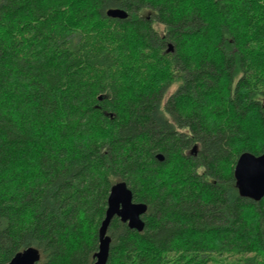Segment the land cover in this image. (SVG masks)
I'll return each mask as SVG.
<instances>
[{
  "label": "trees",
  "instance_id": "16d2710c",
  "mask_svg": "<svg viewBox=\"0 0 264 264\" xmlns=\"http://www.w3.org/2000/svg\"><path fill=\"white\" fill-rule=\"evenodd\" d=\"M244 153L264 154V0H0V264H94L121 183L148 211L112 221L107 264H264Z\"/></svg>",
  "mask_w": 264,
  "mask_h": 264
},
{
  "label": "water",
  "instance_id": "95a60500",
  "mask_svg": "<svg viewBox=\"0 0 264 264\" xmlns=\"http://www.w3.org/2000/svg\"><path fill=\"white\" fill-rule=\"evenodd\" d=\"M108 17L126 19L127 12L121 9H110ZM173 45H169L168 52H173ZM163 160L162 156H159ZM234 177L242 198L260 202L264 199V154L260 156L251 153L242 154L236 164ZM145 204L135 203L132 191L125 183L115 185L108 198L105 219L99 229V250L95 255L94 264H107L109 261L111 237L109 228L115 218H119L130 229L142 232L145 228L143 216L147 213ZM41 260L38 250L28 249L16 255L8 264H37Z\"/></svg>",
  "mask_w": 264,
  "mask_h": 264
},
{
  "label": "snow or ice",
  "instance_id": "6c2138e0",
  "mask_svg": "<svg viewBox=\"0 0 264 264\" xmlns=\"http://www.w3.org/2000/svg\"><path fill=\"white\" fill-rule=\"evenodd\" d=\"M186 6H199V0H186Z\"/></svg>",
  "mask_w": 264,
  "mask_h": 264
},
{
  "label": "rangeland",
  "instance_id": "374dc122",
  "mask_svg": "<svg viewBox=\"0 0 264 264\" xmlns=\"http://www.w3.org/2000/svg\"><path fill=\"white\" fill-rule=\"evenodd\" d=\"M161 30H162V29H161ZM176 89H177V86L173 87V88L170 90L168 97H170V96L176 91Z\"/></svg>",
  "mask_w": 264,
  "mask_h": 264
}]
</instances>
